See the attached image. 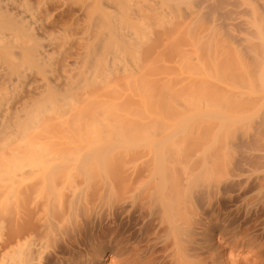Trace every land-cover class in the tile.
I'll list each match as a JSON object with an SVG mask.
<instances>
[{"label": "rangeland", "instance_id": "1", "mask_svg": "<svg viewBox=\"0 0 264 264\" xmlns=\"http://www.w3.org/2000/svg\"><path fill=\"white\" fill-rule=\"evenodd\" d=\"M12 1L0 0L11 249L29 264H125L119 250L172 264L150 197L159 162L171 161L182 185L210 170L192 185L190 264H264V0H15L38 32ZM37 161L76 166L36 169L16 202L14 177ZM29 238L34 252L18 247Z\"/></svg>", "mask_w": 264, "mask_h": 264}, {"label": "bare ground", "instance_id": "2", "mask_svg": "<svg viewBox=\"0 0 264 264\" xmlns=\"http://www.w3.org/2000/svg\"><path fill=\"white\" fill-rule=\"evenodd\" d=\"M10 2H11V0H10ZM7 3V2H6ZM23 3V2H22ZM21 2H20V4L19 3H17V1L15 2V0L14 1H12V3L10 4V5H12L13 6V8H14V10L17 12V14H19L20 15V17H23V19H24V17H26V18H28V21H29V23H30V25H31V27H32V29L33 30H37V32H38V30H39V26H38V22L36 21L37 19L34 17V15L31 13V14H29L28 12V10H26V9H24V7H23V5H21L22 4ZM9 5V6H10ZM27 7V6H26ZM12 8V9H13ZM8 9H10V8H8ZM28 11V12H27ZM31 11V10H30ZM15 12V13H16ZM29 14V15H28ZM27 22V21H26ZM41 24V23H40ZM29 25V24H28ZM264 26V25H263ZM263 26H260V27H258V33H262V31H264V27ZM263 27V28H262ZM32 30V31H33ZM34 32V31H33ZM42 32V31H41ZM35 34V33H34ZM262 35H263V33H262ZM35 36H36V34H35ZM264 46V45H263ZM43 48V47H42ZM263 49H264V47H263ZM38 51V50H37ZM40 52H39V56H41L42 57V55H44V53H45V48H43V49H41V50H39ZM264 54V53H263ZM263 59H264V56H263ZM264 61V60H263ZM260 62V61H259ZM264 63V62H263ZM264 79H262V82H261V84L263 83L264 84ZM263 86V85H262ZM263 89H264V87H263ZM10 155V154H9ZM8 155V156H9ZM7 157V156H6ZM2 159V158H1ZM0 159V160H1ZM6 159V158H5ZM168 163H170L169 161H167ZM167 162L165 163V162H159V164H158V171H156V174L154 175H152V186H153V189H152V196H150L151 198H152V200L151 201H155L154 203H158V204H156L157 206H158V208L160 207V213L161 214H159V215H161V223H163V224H165V228H166V238H167V241H169L168 243H170V244H168L170 247V249H171V251H172V254H173V256H172V259L171 260H173V261H171L172 262V264H190L191 262L189 261L190 259L188 258V257H186V256H184V255H186L187 253H184V252H186L185 251V247L183 246V245H185V244H183L182 245V242L184 241V239H185V237L184 238H182L183 237V235L185 236H187V230L189 229V227H188V229H187V225H190L189 224V222H191L190 221V219H192V215H194L195 213H193V211L195 210V208H194V205H193V199H195V198H193V189L194 188H192V185L195 187V185H196V187H197V185H198V183L197 184H195L194 185V183H196V181H200L199 179H201V176L200 175H202L204 172H203V170H205V176H204V174H203V177H202V179L203 178H207L206 177V175H210L209 174V172H210V170L208 171V169H209V167L208 168H205L206 166H204V169L202 170V171H198L199 172V174H195L197 177H195L194 175H192L191 176V174L189 175V177L191 176L192 177V180H191V178L189 179V178H187V179H189L188 180V183H187V181L185 182V180H184V182H185V184H183L182 185V181L180 182V179L182 180L183 178H180L179 180H178V177H177V174H179L178 173V170H177V174L176 175H173V174H175V173H171V172H168L167 170V168H168V166H167V168H166V165H167ZM172 162H174V161H172ZM7 163H9V161L7 160ZM178 164H179V162H177ZM60 163H57V165H54V163L52 164V162H51V164H50V162L48 163L47 161H37V162H33L32 164H31V173L29 172V174L28 175H25V176H27V177H18V179H15V177H14V179H13V181H12V184H13V186H14V189L15 188H17V189H15L14 191V193L12 192V190H11V193L10 194H14V196H13V198L12 199H15V201L17 200V199H19L20 197V194H19V187H21L20 185H25V184H28L29 182H31L32 181V179L34 178L33 176H37L38 175V173H37V175H36V169L38 170V169H44V168H49V170H50V168H52L53 170H50V171H54V169L56 170V168H63V167H65V166H69L70 167V165L68 164H66V162L64 163V164H66V165H64V164H60ZM71 164V166L73 165V167H70L71 169L72 168H74V166H76V164L74 165V164H72V163H70ZM171 164V163H170ZM169 164V165H170ZM204 164V163H203ZM78 165V164H77ZM81 165V164H80ZM173 165H175V164H173ZM207 165V164H206ZM171 166V165H170ZM174 167V166H173ZM178 167V166H177ZM177 167H175V169L177 168ZM76 168V167H75ZM181 168V167H180ZM167 169V170H166ZM200 169V168H199ZM202 169V168H201ZM41 170H39V171H41ZM48 170V169H47ZM173 170V169H172ZM171 170V171H172ZM186 170V169H185ZM170 171V170H169ZM175 170H173V172H174ZM187 172V171H186ZM200 172H203V173H201L200 174ZM206 172H208V173H206ZM188 173V172H187ZM194 173V172H193ZM192 173V174H193ZM197 173V172H196ZM180 175V174H179ZM178 175V176H179ZM154 176V177H153ZM183 176V175H182ZM181 177V176H180ZM195 177V178H194ZM17 178V177H16ZM150 178V179H151ZM184 178H186V177H184ZM209 178V177H208ZM186 179V180H187ZM195 179V180H194ZM34 180V179H33ZM194 180V181H193ZM206 180V179H205ZM193 181V182H192ZM150 182H151V180H150ZM181 184H180V183ZM11 183V182H10ZM34 182H32V184H33ZM201 183V182H200ZM199 183V184H200ZM11 184V185H12ZM151 184V183H150ZM31 185V184H30ZM35 185H33V187H34ZM8 188V187H7ZM151 188V187H150ZM150 188L148 189V190H150ZM26 189H29L28 187L26 188ZM21 190V189H20ZM35 190V189H34ZM195 191V190H194ZM202 192V191H201ZM148 193V192H147ZM193 194V195H192ZM9 195V194H8ZM11 196V197H12ZM6 197V196H5ZM8 197V196H7ZM10 197V196H9ZM10 197V198H11ZM146 197H148V196H146ZM195 197V196H194ZM8 199V198H7ZM199 199V198H198ZM5 200V199H4ZM8 201H10V199L8 200ZM7 201V202H8ZM13 201V200H12ZM17 201H19L20 202V200H17ZM16 201V202H17ZM201 201V200H200ZM6 202V203H7ZM14 202V201H13ZM13 202H11V203H13ZM5 203V204H6ZM11 203H9V205L11 204ZM19 204V203H18ZM17 204V205H18ZM195 204V203H194ZM0 205H2V204H0ZM4 205V204H3ZM2 205V206H3ZM8 205V206H9ZM15 205V204H14ZM16 205V206H17ZM155 205V206H156ZM7 206V205H6ZM11 206V205H10ZM156 206V207H157ZM1 207V206H0ZM18 207V206H17ZM3 208V207H2ZM154 208V207H153ZM3 209H5V207L3 208ZM8 209V208H7ZM16 209V208H15ZM18 209V208H17ZM6 210V209H5ZM5 210H1V211H5ZM9 210H10V208H9ZM157 210V209H156ZM205 210V209H204ZM0 211V212H1ZM7 212H8V210H7ZM19 212V211H18ZM4 213V212H3ZM2 213V214H3ZM16 212H14V214H15ZM19 213H21V212H19ZM156 213V212H155ZM197 213H199L198 211H197ZM202 213V212H201ZM200 213V214H201ZM2 214H0V215H2ZM22 214V213H21ZM16 215V214H15ZM197 215V214H196ZM74 216V215H73ZM79 216V215H78ZM195 216V215H194ZM193 216V217H194ZM18 217V216H17ZM158 217V216H157ZM19 218V217H18ZM80 219V218H79ZM193 220V219H192ZM3 222V221H2ZM18 222V221H17ZM6 223H7V221H6ZM80 223V222H79ZM211 223V222H210ZM4 224V222L3 223H0V239L1 240H3L4 238L3 237H5L4 235H6V231H4L5 232V234L4 235H2L4 232H3V230H4V227L7 225H3ZM192 224V223H191ZM161 225V224H160ZM17 227H18V225H17ZM163 227V226H162ZM12 228V227H11ZM164 228V227H163ZM6 229H8V228H5V230ZM16 229V228H15ZM19 229V228H18ZM189 231H190V229H189ZM188 231V232H189ZM204 231V230H203ZM10 232V231H9ZM20 232V231H19ZM194 233V232H193ZM9 234V233H8ZM13 234V233H12ZM20 234V233H19ZM11 235V234H10ZM15 235H17V233L15 234ZM2 237V238H1ZM15 238H16V236H14ZM14 237L12 238L11 236H9V237H7V239H4L2 242H1V244L2 245H0V264H8V261L10 260V262L11 263H9V264H12V259L14 258V257H12V259H11V256H13V252L12 251H14V255L16 254V259H17V264H29L30 263V260L32 259V260H34L35 258H34V254L36 255V253H37V251L39 252V250H40V248H42V247H39L38 249H36L37 251H36V253H34L33 255L31 254V252H34L33 251V249L31 248L32 246H33V248L35 247V248H37L39 245L37 244V243H35L36 241H35V239H33V238H29V239H27V240H25V242L24 243H20L19 244V242H20V240H18L19 242H17L18 243V247L20 248L21 247V249H23V247H26L27 249L28 248H30V249H28V250H32L31 252H29V255L28 256H33V258H29V262L27 261V256L25 257V259H24V257L22 258V255L19 253V251H17L16 253H15V249L14 248H12L11 249V247H10V245H12V243H13V241L15 240L14 239ZM17 237H19L18 235H17ZM188 237V236H187ZM154 238V237H153ZM164 238V237H163ZM19 239V238H18ZM21 239V238H20ZM34 241H33V240ZM165 239V238H164ZM164 239H163V241H164ZM187 239V238H186ZM188 239H189V237H188ZM39 240V239H38ZM158 240V239H157ZM33 241V242H32ZM149 241V240H148ZM151 241V240H150ZM187 241V240H186ZM191 241V240H190ZM43 242V241H42ZM160 243V242H159ZM191 243V242H190ZM155 244V243H154ZM158 244V243H157ZM166 245V244H165ZM40 246H41V244H40ZM44 246V245H43ZM222 246V245H221ZM10 247V248H9ZM152 247V246H151ZM165 247H168V246H164V248ZM184 247V248H183ZM189 247V246H188ZM136 248V247H135ZM157 248V247H156ZM169 248H167V250L169 249ZM139 249V248H138ZM169 249V250H170ZM20 250V249H19ZM25 250V248L23 249V251ZM160 250V249H159ZM23 251H22V253H23ZM121 250H119V252L117 253V251L115 252V255L116 256H118V258H119V261H121V262H123V263H125V264H143V261H144V259L143 258H145V259H147L146 261L147 262H145L144 261V264H158V262H156L157 261V259L154 257V254H153V252L150 254V256H148L147 257V255H143V254H140V255H143V257H142V259H143V261L141 262V261H139V260H137V258L136 259H134V260H132V259H130V260H132V261H130V260H128L127 258H129L131 255H129V257H125L126 259H122V256L124 255V253H130V254H135L136 255V257L139 255L138 253L136 254V252L134 251V250H132L131 252H129V251H125V252H123V250L120 252ZM136 251H138V250H136ZM154 251H156V250H154ZM190 251V250H189ZM12 252V253H11ZM20 252H21V250H20ZM42 252V251H41ZM41 252H39V253H41ZM145 252V251H144ZM171 253V252H170ZM188 253H191V252H188ZM12 254V255H11ZM23 254H25V253H23ZM27 254V253H26ZM31 254V255H30ZM127 254V255H128ZM133 254H132V256H133ZM11 255V256H10ZM41 255H43V254H41ZM100 255V254H99ZM140 255L138 256V257H140ZM171 255V254H170ZM10 256V257H9ZM25 256V255H24ZM40 256V255H39ZM187 256H188V254H187ZM36 257V256H35ZM38 257V256H37ZM43 257H44V255H43ZM133 257H135V256H133ZM158 257V256H157ZM171 257V256H170ZM173 257H175V259L173 258ZM39 258V257H38ZM131 258V257H130ZM44 259V258H43ZM139 259V258H138ZM140 259H141V257H140ZM149 259V260H148ZM169 259V258H168ZM189 259V260H188ZM194 259V258H193ZM14 260H15V258H14ZM13 260V261H14ZM19 260V261H18ZM32 260H31V263H33L32 262ZM41 260V256H40V258H39V261ZM137 260V261H136ZM195 260V259H194ZM42 261V260H41ZM139 261V262H138ZM16 262L15 263H13V264H16ZM42 264V263H41ZM160 264V263H159ZM201 264V263H200Z\"/></svg>", "mask_w": 264, "mask_h": 264}]
</instances>
